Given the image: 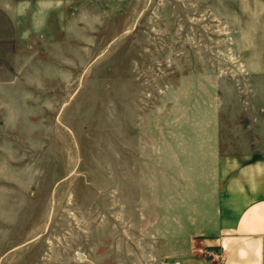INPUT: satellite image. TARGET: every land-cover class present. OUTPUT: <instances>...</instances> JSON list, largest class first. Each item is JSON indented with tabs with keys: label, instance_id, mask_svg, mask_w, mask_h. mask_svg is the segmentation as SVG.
<instances>
[{
	"label": "rangeland",
	"instance_id": "374dc122",
	"mask_svg": "<svg viewBox=\"0 0 264 264\" xmlns=\"http://www.w3.org/2000/svg\"><path fill=\"white\" fill-rule=\"evenodd\" d=\"M263 44L264 0H0V264H146L141 98L179 57L235 95Z\"/></svg>",
	"mask_w": 264,
	"mask_h": 264
},
{
	"label": "crops",
	"instance_id": "0c3cea01",
	"mask_svg": "<svg viewBox=\"0 0 264 264\" xmlns=\"http://www.w3.org/2000/svg\"><path fill=\"white\" fill-rule=\"evenodd\" d=\"M242 65L252 85L226 95L213 68L170 58L163 88L141 98L166 112L165 127L151 113L143 147L136 136L134 186L158 218L141 229L146 264H264V52Z\"/></svg>",
	"mask_w": 264,
	"mask_h": 264
}]
</instances>
